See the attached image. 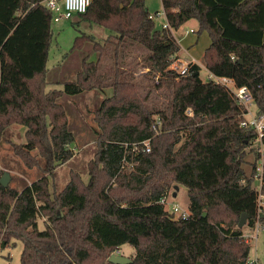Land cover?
Here are the masks:
<instances>
[{"label":"trees","instance_id":"1","mask_svg":"<svg viewBox=\"0 0 264 264\" xmlns=\"http://www.w3.org/2000/svg\"><path fill=\"white\" fill-rule=\"evenodd\" d=\"M162 3L171 28L156 27L146 0H93L81 20L110 34L95 39L98 57L84 59L81 81L47 90L53 12L43 0H0V133L12 122L27 125L29 141L19 151L39 145L43 170L52 171L72 157L74 141L66 121L59 123L55 97L112 91L97 108L100 140L87 183L75 176L54 197L46 174L22 189L0 183V244L20 240L22 264H115L110 255L127 243L136 249L128 264H246L251 256L242 235L257 216V132L241 125L246 109L231 88L202 78L198 62L183 76L170 65L180 49L173 31L195 18L198 33L211 39L206 69L246 85L263 114L264 0ZM93 39L83 32L72 49ZM135 45L146 50L150 87L136 82L133 66L126 68L124 52ZM261 177L264 193V155ZM176 184L188 189L186 218L158 202Z\"/></svg>","mask_w":264,"mask_h":264},{"label":"rangeland","instance_id":"2","mask_svg":"<svg viewBox=\"0 0 264 264\" xmlns=\"http://www.w3.org/2000/svg\"><path fill=\"white\" fill-rule=\"evenodd\" d=\"M146 7L151 14L160 11V14L155 16L154 21L156 27H162L166 21L162 0H146ZM192 23L193 21H190L186 26L176 30V36L181 39L180 43L182 44V46L180 44L178 56L181 58L187 57L186 50L190 52L191 48L190 45H187L191 38L197 37L200 39V43L195 48L196 50L191 51V54H195L198 63L202 66L201 76L206 79L208 71L204 65V52L211 39L207 31L199 34L197 28H195V32L188 33L189 35L184 38V31L190 30ZM52 27L53 37L49 45L47 59V90H59L63 89L65 81H81L84 59L95 60L98 57V53L93 51L95 39L103 41L111 31L96 22L81 20L79 14H75L71 19L54 21ZM83 32L94 35V39L86 41L82 49H72L77 36ZM145 54L146 50L140 46L135 45L127 48L124 52L125 65L126 68L133 66V75L137 83L144 87H150L152 80L144 76L148 70L142 61ZM103 60L104 63H110L112 58L107 55ZM100 88H86L79 94L62 93L55 97L54 102L59 106L55 109L61 110L64 117H59V123L66 121L68 129L74 135V141L68 145L73 153L72 157L56 165L50 171L51 173L43 170L45 159L39 145L31 149L30 152L17 149L19 145L27 144L29 141L28 126L20 122H12L7 125L4 132L0 133V171L2 172L1 176L5 172L9 173V185L11 187L22 189L24 185L30 184L46 174L50 195L54 197L55 193L64 189L75 176H79L83 183L88 182L89 167L96 156L100 140L99 130L101 128L96 120L97 108L100 102L112 93L110 88L105 87V91ZM250 108L253 112H256L258 106L253 102ZM113 181L114 179L111 183ZM259 183V179L255 178L253 187H257ZM173 192L174 187L168 189L166 194L168 204L165 205V208L170 209L171 204L174 203L182 209L188 210L190 198L187 187L179 185L176 196L173 195ZM45 219L46 217L39 216L38 221L41 229L45 227ZM22 248L23 244L20 240H13L4 246L0 244V264H22ZM113 253L133 258L136 249L127 243ZM250 255L251 257L257 256L259 264H264L263 230L259 232L257 249L253 245Z\"/></svg>","mask_w":264,"mask_h":264},{"label":"built area","instance_id":"3","mask_svg":"<svg viewBox=\"0 0 264 264\" xmlns=\"http://www.w3.org/2000/svg\"><path fill=\"white\" fill-rule=\"evenodd\" d=\"M93 0H43V4L50 9L54 14V21H60L62 19H71L75 14H82L87 11L91 2ZM160 11L155 12V14H149V17L154 19L155 16L159 15ZM164 15L166 21L163 23V28H171L169 21L167 20L166 13L164 10ZM175 31V30H174ZM173 31V32H174ZM193 32V29H190ZM198 60L193 55H188L185 58H181L178 56L175 60L171 63L170 68L179 75L183 76L189 72L190 66L193 63H197ZM158 78V77H157ZM206 79H214L218 83H222L227 85L231 88L235 98L237 99L238 103L242 105L246 109L245 118L241 121V125L247 128H253L257 132L256 142L259 144L260 152L262 154L261 161L259 162L258 166V174L256 178L259 179L260 183L257 187H254L257 191V216L256 222L254 226L247 228L242 238L245 242L251 243L254 248H256L257 241L259 238L260 230L264 231V193L261 189L262 184V170H263V155H264V143H263V136H264V112L263 114L259 115L256 112H253L250 108V105L254 102L252 93L250 92L249 88L246 85L237 86L233 79L226 77V76H218L208 71ZM158 80V79H157ZM158 82V81H157ZM187 112L192 114V109L188 108ZM157 123H160V120H157ZM144 150L150 151V140H145L143 142ZM135 148H138L135 147ZM161 204H168L167 202V195L165 194L159 200ZM174 217L179 218H186L190 215V210L182 209L177 204H171L170 209H167ZM246 264H259V259L257 256L249 257Z\"/></svg>","mask_w":264,"mask_h":264},{"label":"water","instance_id":"4","mask_svg":"<svg viewBox=\"0 0 264 264\" xmlns=\"http://www.w3.org/2000/svg\"><path fill=\"white\" fill-rule=\"evenodd\" d=\"M9 182H10V175L8 172H5L1 177H0V183L3 185V186H8L9 185ZM179 189V185H175L174 186V192H173V195L176 196L177 194V190ZM246 219H247V215L246 214H243L241 217H240V220H239V223H238V226L239 227H243L245 224H246ZM6 243L4 242L3 243V246L5 245ZM109 261L111 263H115V264H128V263H131L132 262V258L128 257V256H125L123 254H118V253H112L109 257Z\"/></svg>","mask_w":264,"mask_h":264},{"label":"crops","instance_id":"5","mask_svg":"<svg viewBox=\"0 0 264 264\" xmlns=\"http://www.w3.org/2000/svg\"><path fill=\"white\" fill-rule=\"evenodd\" d=\"M190 21H193V23L191 24V29H193L194 31L193 32H195V28H199V22L195 19V18H191V19H189V20H187L185 23H183V25H181V27L182 26H186ZM196 29V30H197ZM188 33H191V31L190 30H186V31H184V33H183V37L185 38L186 36H188L189 34ZM174 34H175V36H176V30L174 31ZM176 38H177V40H178V42H179V44H181L180 43V41H181V39H179L177 36H176ZM198 43H200V39H198L197 37H195V38H191V40H190V42L188 43V45L187 46H189L190 45V52L188 51V50H186V53L188 54V55H193V56H195V54H191V51H194V50H196L195 48H196V46H198ZM194 44H196V45H194ZM181 46H182V44H181ZM204 65H205V61H204ZM206 68V67H205ZM207 70V69H206ZM208 71V70H207ZM255 249H257V245H256V248Z\"/></svg>","mask_w":264,"mask_h":264}]
</instances>
